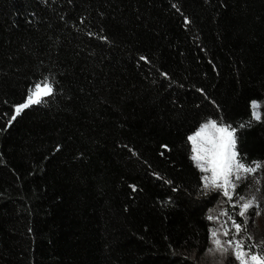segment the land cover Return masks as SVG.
<instances>
[{
  "label": "trees",
  "instance_id": "16d2710c",
  "mask_svg": "<svg viewBox=\"0 0 264 264\" xmlns=\"http://www.w3.org/2000/svg\"><path fill=\"white\" fill-rule=\"evenodd\" d=\"M210 120L264 201V0H0V264H198Z\"/></svg>",
  "mask_w": 264,
  "mask_h": 264
},
{
  "label": "rangeland",
  "instance_id": "374dc122",
  "mask_svg": "<svg viewBox=\"0 0 264 264\" xmlns=\"http://www.w3.org/2000/svg\"><path fill=\"white\" fill-rule=\"evenodd\" d=\"M44 91L43 88L40 90ZM46 95H42L44 97ZM254 109V108H253ZM254 113L257 114L256 108ZM257 117V115H254ZM203 123L198 130L191 135L195 140V147L198 154H203L205 150L210 149L216 144L218 139L223 135L219 131L221 126L215 124L212 126L208 123ZM199 133V135H197ZM191 152L193 143L190 141ZM236 151V150H235ZM193 155V152H192ZM192 157V156H191ZM193 160V159H192ZM202 163L205 161L202 160ZM197 167V162L193 160ZM254 165L253 167H255ZM202 173V185L204 193L212 199V205L208 209L206 218L210 224L209 242L205 253L197 260L198 264H240L235 256L236 243L243 242V251L246 253L259 254L264 248V201L260 197L259 188L262 182L259 167L253 172L235 171L229 176V179L237 185L235 190L229 189L230 196H223L221 190L211 187H205L207 181L204 177H211V172H203L200 167H197ZM239 176V179L237 178ZM242 198V199H241ZM248 201H252L253 205L247 210L244 216H240L242 205ZM257 213H260L257 215ZM211 217V219H209ZM233 221L241 225V229L237 232ZM247 221V223H245ZM210 230L216 231V239L221 241L223 247H228L231 242L229 252L223 256L217 252L215 254H207V250L212 247L210 238Z\"/></svg>",
  "mask_w": 264,
  "mask_h": 264
},
{
  "label": "snow or ice",
  "instance_id": "6c2138e0",
  "mask_svg": "<svg viewBox=\"0 0 264 264\" xmlns=\"http://www.w3.org/2000/svg\"><path fill=\"white\" fill-rule=\"evenodd\" d=\"M41 88H43L44 91L41 92ZM51 91V85L48 84L46 80L43 84L37 83L32 89L29 90L27 102L17 106L16 114L19 115L20 111L28 107L29 104L39 103L40 97L42 95L51 94ZM252 107L255 109L259 106L256 102H253ZM254 115L257 114L254 113ZM12 119H15V116H13ZM208 123L212 126H215L216 124L215 121L211 120ZM219 131L223 133V135L218 139L214 146L205 150L203 154H198L197 148L195 147L196 142L194 137L189 136L188 139L193 143L192 159L197 162V167H200L201 171L203 172H211V177H204L205 181H207L205 187L221 190L223 196L229 197L230 199L231 196L229 189L231 188L232 190H235L237 185L229 179V176L232 175L234 171L236 173H238L240 170H243L244 172H253L256 170V168L260 167V165L256 164L255 167H251L246 166L241 162L242 158H239L237 152L235 151L236 137L234 133L236 130L234 128L225 126L220 128ZM197 135H199V133H197ZM202 160L205 162L202 163ZM237 178L239 179V176H237ZM252 205V201L244 203L238 214L240 216H244L247 210L252 207ZM259 214L260 213H257V215ZM209 219H211V217H209ZM245 223H247V221ZM233 224L237 232H239L241 225L235 221H233ZM216 235V231L210 230L212 247L207 250V254H215L219 252L223 256L225 253L229 252V249L231 248V242H229L228 247H223L221 241L216 239ZM243 247L242 241L236 243L235 256L240 264H264V248L261 249L259 254H252L244 252Z\"/></svg>",
  "mask_w": 264,
  "mask_h": 264
}]
</instances>
